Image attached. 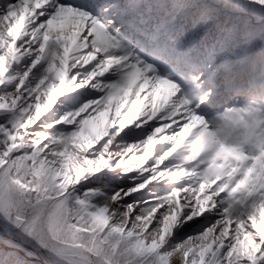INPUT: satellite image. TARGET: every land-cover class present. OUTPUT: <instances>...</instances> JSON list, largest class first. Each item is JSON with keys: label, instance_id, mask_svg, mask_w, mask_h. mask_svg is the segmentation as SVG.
<instances>
[{"label": "snow or ice", "instance_id": "snow-or-ice-1", "mask_svg": "<svg viewBox=\"0 0 264 264\" xmlns=\"http://www.w3.org/2000/svg\"><path fill=\"white\" fill-rule=\"evenodd\" d=\"M0 233V264H264V0H0Z\"/></svg>", "mask_w": 264, "mask_h": 264}, {"label": "rangeland", "instance_id": "rangeland-1", "mask_svg": "<svg viewBox=\"0 0 264 264\" xmlns=\"http://www.w3.org/2000/svg\"><path fill=\"white\" fill-rule=\"evenodd\" d=\"M0 235H2V233H0ZM28 251H32V250H31V249H28ZM33 257H35V258L38 257V258H37L38 260L36 259V260L38 261L37 263H36L35 261L31 260V258H29V257H28V259H26V257H23V258H24L25 260L29 261V264H41V263H40L41 261H39V258H40V259H43L41 256L37 255V256H33Z\"/></svg>", "mask_w": 264, "mask_h": 264}, {"label": "bare ground", "instance_id": "bare-ground-1", "mask_svg": "<svg viewBox=\"0 0 264 264\" xmlns=\"http://www.w3.org/2000/svg\"><path fill=\"white\" fill-rule=\"evenodd\" d=\"M21 256H22V257H29V258L34 259V260L38 258V257L35 258V257H33V256H28V255L25 254V252H21ZM37 260H38V259H37ZM39 261H41L40 263L43 264V259H40V258H39Z\"/></svg>", "mask_w": 264, "mask_h": 264}, {"label": "water", "instance_id": "water-1", "mask_svg": "<svg viewBox=\"0 0 264 264\" xmlns=\"http://www.w3.org/2000/svg\"><path fill=\"white\" fill-rule=\"evenodd\" d=\"M20 255H21V253H20ZM26 259H28V257H26ZM31 260H33V261H35L36 263L38 262L36 259L34 260V259H31ZM42 264V263H41Z\"/></svg>", "mask_w": 264, "mask_h": 264}]
</instances>
